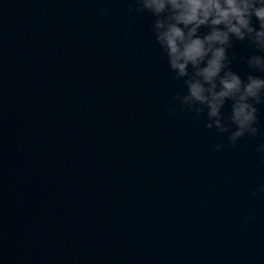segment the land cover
Wrapping results in <instances>:
<instances>
[{
    "label": "water",
    "instance_id": "1",
    "mask_svg": "<svg viewBox=\"0 0 264 264\" xmlns=\"http://www.w3.org/2000/svg\"><path fill=\"white\" fill-rule=\"evenodd\" d=\"M129 2L0 0V264H264V136L168 111L182 79Z\"/></svg>",
    "mask_w": 264,
    "mask_h": 264
},
{
    "label": "clouds",
    "instance_id": "2",
    "mask_svg": "<svg viewBox=\"0 0 264 264\" xmlns=\"http://www.w3.org/2000/svg\"><path fill=\"white\" fill-rule=\"evenodd\" d=\"M136 12L147 11L154 19L151 34L158 44L173 79H182L183 93L173 92L168 111H189L206 117L204 127L227 133L229 145L247 134L264 136L257 125L258 104L264 103V0H130ZM104 10L101 9V12ZM234 41L252 48L239 59L256 71L242 76L229 55ZM229 103L227 114L222 112ZM224 141L214 145L215 150ZM264 157V140L255 146ZM252 194L264 193V183Z\"/></svg>",
    "mask_w": 264,
    "mask_h": 264
}]
</instances>
